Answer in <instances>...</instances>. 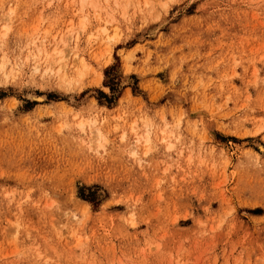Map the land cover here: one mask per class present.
<instances>
[{"label":"rangeland","instance_id":"1","mask_svg":"<svg viewBox=\"0 0 264 264\" xmlns=\"http://www.w3.org/2000/svg\"><path fill=\"white\" fill-rule=\"evenodd\" d=\"M0 264H264V0H0Z\"/></svg>","mask_w":264,"mask_h":264},{"label":"bare ground","instance_id":"2","mask_svg":"<svg viewBox=\"0 0 264 264\" xmlns=\"http://www.w3.org/2000/svg\"><path fill=\"white\" fill-rule=\"evenodd\" d=\"M105 28V27H104ZM106 29V28H105ZM59 61V60H58ZM56 62H57V60H56ZM60 62V61H59ZM83 65L85 64V61H84V59H81V61H80ZM60 67H62V64L59 66V68ZM50 68V67H49ZM62 69V68H61ZM51 70V69H50ZM64 70V69H63ZM78 70V69H77ZM58 71V70H57ZM56 71V72H57ZM80 71V70H79ZM81 71H82V69H81ZM55 72V73H56ZM57 74V73H56ZM66 75V74H65ZM63 78V77H62ZM64 79V78H63ZM79 125H81V126H84V122L83 121H81L80 123H79ZM150 125V124H149ZM149 127V126H148ZM96 133H97V135H98V138L100 137H102V132H101V130L99 129V128H97L96 129ZM148 132V131H147ZM146 138V140H148V134H147V136L145 137Z\"/></svg>","mask_w":264,"mask_h":264}]
</instances>
